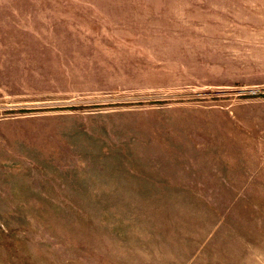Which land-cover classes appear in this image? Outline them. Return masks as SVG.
<instances>
[{
	"label": "rangeland",
	"instance_id": "rangeland-1",
	"mask_svg": "<svg viewBox=\"0 0 264 264\" xmlns=\"http://www.w3.org/2000/svg\"><path fill=\"white\" fill-rule=\"evenodd\" d=\"M0 264H264V0H0Z\"/></svg>",
	"mask_w": 264,
	"mask_h": 264
}]
</instances>
